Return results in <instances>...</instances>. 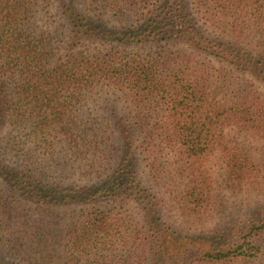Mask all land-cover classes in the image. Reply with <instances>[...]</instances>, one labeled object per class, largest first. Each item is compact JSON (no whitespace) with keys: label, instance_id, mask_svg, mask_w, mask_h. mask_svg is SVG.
Returning a JSON list of instances; mask_svg holds the SVG:
<instances>
[{"label":"trees","instance_id":"16d2710c","mask_svg":"<svg viewBox=\"0 0 264 264\" xmlns=\"http://www.w3.org/2000/svg\"><path fill=\"white\" fill-rule=\"evenodd\" d=\"M52 2L0 0V264H264V0Z\"/></svg>","mask_w":264,"mask_h":264},{"label":"rangeland","instance_id":"374dc122","mask_svg":"<svg viewBox=\"0 0 264 264\" xmlns=\"http://www.w3.org/2000/svg\"><path fill=\"white\" fill-rule=\"evenodd\" d=\"M46 2H48V4H50V8H53L54 4H53L52 0H45V1L39 0L40 6H45ZM65 54H66L65 50L61 51V53H59V55L56 57L55 61H60L61 59H63ZM218 222H222V220H219Z\"/></svg>","mask_w":264,"mask_h":264}]
</instances>
